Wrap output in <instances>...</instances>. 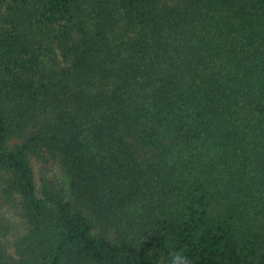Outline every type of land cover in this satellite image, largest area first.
Segmentation results:
<instances>
[{
  "label": "trees",
  "instance_id": "1",
  "mask_svg": "<svg viewBox=\"0 0 264 264\" xmlns=\"http://www.w3.org/2000/svg\"><path fill=\"white\" fill-rule=\"evenodd\" d=\"M13 200L0 264H264V0H0Z\"/></svg>",
  "mask_w": 264,
  "mask_h": 264
},
{
  "label": "rangeland",
  "instance_id": "2",
  "mask_svg": "<svg viewBox=\"0 0 264 264\" xmlns=\"http://www.w3.org/2000/svg\"><path fill=\"white\" fill-rule=\"evenodd\" d=\"M30 164L34 172L35 184L38 190L43 186L48 189L55 187L61 190L62 187V170L56 159L48 153H38L30 155ZM20 206L18 200L10 203H2L0 207V221L4 230L1 235L2 243L6 251L14 254V242L20 236L23 230Z\"/></svg>",
  "mask_w": 264,
  "mask_h": 264
},
{
  "label": "clouds",
  "instance_id": "3",
  "mask_svg": "<svg viewBox=\"0 0 264 264\" xmlns=\"http://www.w3.org/2000/svg\"><path fill=\"white\" fill-rule=\"evenodd\" d=\"M166 264H192V261L181 249L169 250Z\"/></svg>",
  "mask_w": 264,
  "mask_h": 264
}]
</instances>
